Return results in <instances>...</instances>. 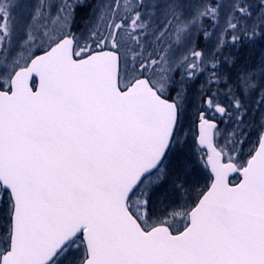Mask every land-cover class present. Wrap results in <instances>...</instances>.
Instances as JSON below:
<instances>
[{
	"label": "snow or ice",
	"instance_id": "6c2138e0",
	"mask_svg": "<svg viewBox=\"0 0 264 264\" xmlns=\"http://www.w3.org/2000/svg\"><path fill=\"white\" fill-rule=\"evenodd\" d=\"M0 264H264V0H0Z\"/></svg>",
	"mask_w": 264,
	"mask_h": 264
},
{
	"label": "rangeland",
	"instance_id": "374dc122",
	"mask_svg": "<svg viewBox=\"0 0 264 264\" xmlns=\"http://www.w3.org/2000/svg\"><path fill=\"white\" fill-rule=\"evenodd\" d=\"M190 119L193 117V113L190 111ZM221 127L223 128L224 125H221ZM187 131V129H186ZM256 140H257V136L255 134H252L250 135V137L248 138L247 140V144L245 145V148L243 149L245 154L247 153V151L253 146L256 144ZM206 183H210V173L208 171V169H203V178L201 180V187H203ZM179 195V194H177ZM186 198V197H185ZM164 204H165V198L163 195H160L158 197V200H157V208H162L164 207Z\"/></svg>",
	"mask_w": 264,
	"mask_h": 264
},
{
	"label": "trees",
	"instance_id": "16d2710c",
	"mask_svg": "<svg viewBox=\"0 0 264 264\" xmlns=\"http://www.w3.org/2000/svg\"><path fill=\"white\" fill-rule=\"evenodd\" d=\"M261 45L260 44H257L256 45V48H255V51H254V55H256L257 59H259V53L261 51Z\"/></svg>",
	"mask_w": 264,
	"mask_h": 264
}]
</instances>
